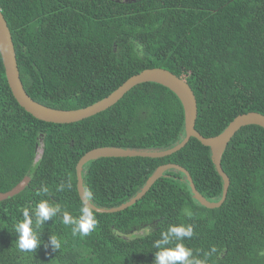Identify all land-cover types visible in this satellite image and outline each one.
I'll return each instance as SVG.
<instances>
[{"label":"trees","instance_id":"1","mask_svg":"<svg viewBox=\"0 0 264 264\" xmlns=\"http://www.w3.org/2000/svg\"><path fill=\"white\" fill-rule=\"evenodd\" d=\"M0 9L24 87L45 106L85 108L133 75L164 68L195 92L196 129L205 137L221 134L241 114L264 115V0H0ZM184 126L180 100L156 83L136 86L111 108L77 123L40 121L14 98L0 53V193L30 177L24 191L0 202V264H155V242L172 225L192 226V237L173 238L165 247L182 244L193 264H264L259 126L242 128L223 156L231 185L220 208L197 203L184 174L167 172L134 206L94 211L97 224L88 236H74L61 212L36 229L41 243L34 252L19 251L13 229L25 208L34 210L46 199L79 217L76 167L87 152L168 148L182 140ZM169 163L187 169L204 197L221 199L223 181L211 151L195 138L165 158L92 161L83 174L85 188L97 206L117 207ZM52 236L60 240L59 250Z\"/></svg>","mask_w":264,"mask_h":264},{"label":"water","instance_id":"2","mask_svg":"<svg viewBox=\"0 0 264 264\" xmlns=\"http://www.w3.org/2000/svg\"><path fill=\"white\" fill-rule=\"evenodd\" d=\"M136 0H126V2ZM0 53L2 55L3 64L5 66L6 77L9 87L14 98L19 105L34 118L47 123L55 124H72L88 119L101 112L106 111L117 104L128 92L138 85L145 83H156L171 90L180 100L185 116V135L182 140L168 148H129V147H100L87 152L78 162L77 171V189L79 196L82 197L87 193L84 183L83 174L86 166L95 160L101 158H165L171 156L183 148L190 142L192 138L197 139L202 145L208 147L211 151V158L214 166L223 181V193L218 201H211L204 197L197 189L190 172L183 166L169 163L158 167L152 176L147 180L142 189L128 202L112 208H104L97 206L91 200L93 211L97 213H117L124 211L147 195L154 184L161 178L166 176L167 172H179L184 174V181L189 183L193 199L200 205L208 209L220 208L227 199L231 179L222 166L223 156L235 135L244 127L259 126L264 129V115L260 112H249L237 116L228 127L219 135L213 137H205L196 129L198 118V100L190 84L183 78L175 75L164 68H150L133 75L125 81L117 90L106 98L85 108L77 110L55 109L45 106L35 101L26 91L18 65L15 45L8 22L0 9ZM40 149H38L39 151ZM43 153V150H42ZM39 155L36 157V161ZM30 182V177H26L16 187L6 193H0V202L12 198L25 190Z\"/></svg>","mask_w":264,"mask_h":264},{"label":"clouds","instance_id":"3","mask_svg":"<svg viewBox=\"0 0 264 264\" xmlns=\"http://www.w3.org/2000/svg\"><path fill=\"white\" fill-rule=\"evenodd\" d=\"M69 187L71 184L69 183ZM63 189V185L60 186ZM41 192L47 194V186L41 187ZM92 196L86 193L82 197L80 215L74 218L67 210L63 209L60 204L50 203L48 200L39 201L34 210L25 208L22 213V220L14 225V232L18 234L17 247L21 252H34L41 243L40 236L36 229H39L43 223L58 213H63L62 223L72 226V234H79L81 237L88 236L95 228L97 221L91 206ZM31 213V214H30ZM192 226L172 225L166 232L162 233V239L155 242V247L160 249L156 253L155 264H193L189 257L192 255L191 250L185 248L182 244H177L175 248L165 247L175 238L177 241L185 237H192ZM51 244L55 250L61 248V242L56 236L51 237ZM215 251V248L212 249Z\"/></svg>","mask_w":264,"mask_h":264},{"label":"rangeland","instance_id":"4","mask_svg":"<svg viewBox=\"0 0 264 264\" xmlns=\"http://www.w3.org/2000/svg\"><path fill=\"white\" fill-rule=\"evenodd\" d=\"M123 1H125L126 2V0H123ZM136 1H138V0H136ZM128 2V1H127ZM42 146H40V150H39V153H38V155H39V157L38 158H41V156H42Z\"/></svg>","mask_w":264,"mask_h":264}]
</instances>
